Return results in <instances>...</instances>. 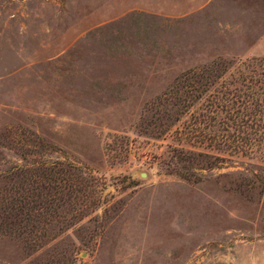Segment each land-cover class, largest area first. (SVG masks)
Returning a JSON list of instances; mask_svg holds the SVG:
<instances>
[{
  "label": "rangeland",
  "instance_id": "1",
  "mask_svg": "<svg viewBox=\"0 0 264 264\" xmlns=\"http://www.w3.org/2000/svg\"><path fill=\"white\" fill-rule=\"evenodd\" d=\"M262 18L264 0H0V264H264V114L214 111L217 84L176 98L189 72L231 88L264 58Z\"/></svg>",
  "mask_w": 264,
  "mask_h": 264
},
{
  "label": "trees",
  "instance_id": "2",
  "mask_svg": "<svg viewBox=\"0 0 264 264\" xmlns=\"http://www.w3.org/2000/svg\"><path fill=\"white\" fill-rule=\"evenodd\" d=\"M263 60L264 58L261 57H250L244 60L242 62V66H245L247 73L245 74L244 72L237 70L234 75H230V79H233L230 82L231 88L225 86L223 79H221V74L218 72H216V74L207 72L204 75L198 76H195L197 73L194 74L193 72H189L193 75L178 79L180 86L185 81V84L189 88L187 90L180 91V95L176 97L177 104H183L186 99L191 102L197 101L204 93H208L207 90L209 87L217 84L219 87L213 89L211 94H207V97L212 95V97L207 100V104H213L214 111L221 110L217 104H236L235 110L238 115L241 114L242 117L258 121L260 118H263L262 114H264V71L257 74L255 68L258 64L260 65ZM215 65H224V60L215 62ZM196 84H200V86L197 88ZM252 106L254 107L253 113L246 114L249 107L252 108ZM243 124H246V122L239 121L236 126L241 127ZM197 125L198 124L194 123L189 127V130L191 131L190 135L193 140L197 139L194 141L200 143L202 142L203 135L195 128ZM255 126L258 127L259 124L256 123ZM180 154L181 153L177 154L176 157L178 161L188 158L184 156L179 157ZM177 173L185 180L190 179L191 174L189 172L178 170ZM43 188H45V186H42V183L40 182L37 185V192H35L36 201L38 198L39 199L38 202L35 201L33 207L38 208L43 206L44 198H47L45 197L46 193L42 192ZM24 198L25 197L23 196L22 201L18 200V203H21L18 205L20 212H22V207L27 205V201H24ZM11 208H14V206H11Z\"/></svg>",
  "mask_w": 264,
  "mask_h": 264
},
{
  "label": "crops",
  "instance_id": "3",
  "mask_svg": "<svg viewBox=\"0 0 264 264\" xmlns=\"http://www.w3.org/2000/svg\"><path fill=\"white\" fill-rule=\"evenodd\" d=\"M206 0H171V18L174 17L176 14H189L192 12L193 8L197 6H202L205 4ZM200 4V5H199ZM176 7H179V10H176ZM255 27L261 28L262 31L257 37V41L254 43L252 49L258 51V45L260 42L264 40V18H262L259 21V24H257ZM258 53H261L258 51Z\"/></svg>",
  "mask_w": 264,
  "mask_h": 264
},
{
  "label": "water",
  "instance_id": "4",
  "mask_svg": "<svg viewBox=\"0 0 264 264\" xmlns=\"http://www.w3.org/2000/svg\"><path fill=\"white\" fill-rule=\"evenodd\" d=\"M140 175H141V176H143L144 174H143V173H141Z\"/></svg>",
  "mask_w": 264,
  "mask_h": 264
}]
</instances>
